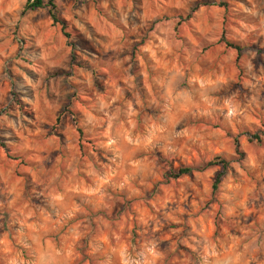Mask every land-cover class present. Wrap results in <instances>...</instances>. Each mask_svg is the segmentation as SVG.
Here are the masks:
<instances>
[{"label": "clouds", "instance_id": "clouds-1", "mask_svg": "<svg viewBox=\"0 0 264 264\" xmlns=\"http://www.w3.org/2000/svg\"><path fill=\"white\" fill-rule=\"evenodd\" d=\"M0 264H264V0H0Z\"/></svg>", "mask_w": 264, "mask_h": 264}, {"label": "rangeland", "instance_id": "rangeland-1", "mask_svg": "<svg viewBox=\"0 0 264 264\" xmlns=\"http://www.w3.org/2000/svg\"><path fill=\"white\" fill-rule=\"evenodd\" d=\"M208 23L210 24L211 21H208ZM53 57H54V58L56 57V52H55V50H53Z\"/></svg>", "mask_w": 264, "mask_h": 264}]
</instances>
